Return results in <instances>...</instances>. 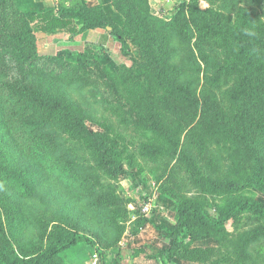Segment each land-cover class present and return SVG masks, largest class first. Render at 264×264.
<instances>
[{"label":"trees","instance_id":"trees-1","mask_svg":"<svg viewBox=\"0 0 264 264\" xmlns=\"http://www.w3.org/2000/svg\"><path fill=\"white\" fill-rule=\"evenodd\" d=\"M8 1L0 0V195L45 196L49 181L72 187L73 183H65L58 172L68 173L69 180L75 181L78 174L74 158L80 150L92 154L95 164L116 176L122 170V160L131 163L133 153L111 139L108 129L89 130L85 120L94 118L89 93L95 89L103 93L110 87L119 101L128 104L119 84L132 82L141 104L149 110L145 113L150 119L146 127L174 134L171 151L178 154V162L188 156L199 166L205 163L203 158L206 163L217 160L220 151L213 147V141L203 142L205 133L221 138L217 140L219 146L234 142L240 151L239 164L230 162L224 177L213 185L228 194L225 203L215 214L199 202L182 203L178 221L164 236L167 246L159 251L160 264H180L181 234L190 231L192 237L193 224L212 232L228 221L247 216L261 221L257 232H264V201L245 194L250 190L264 194V0H216L222 6L204 10L198 0L184 1L176 8L181 14L184 10L189 14L180 20L153 13L149 0H112V5L102 2L96 6L77 0L79 5L61 3L48 9L37 28L29 22L30 17L43 12L28 8L10 11L5 6ZM105 5L113 6L140 32L141 57L127 51L128 39L113 23ZM54 27L71 33L70 38L93 29L103 32L98 43H87L83 51L61 49L53 56H39L36 31ZM111 35L132 61L130 69L116 70L118 76L105 70L103 58L95 49L103 47ZM197 44L204 45L208 55L198 56ZM186 61L203 70V75L185 68ZM196 84L203 85L199 89ZM168 115L176 117L169 123L178 125L177 133L160 122ZM184 131L189 140L180 151L179 136ZM74 134L82 136L83 146L78 145L79 138ZM196 138L198 141L193 142ZM139 149L151 152L152 147L143 143ZM83 197L75 193L70 206L78 207ZM12 209L23 212V204L16 201ZM83 241L94 247L99 264H107L105 250L96 239L77 231L59 235L48 247L27 257L0 249V264H52Z\"/></svg>","mask_w":264,"mask_h":264},{"label":"rangeland","instance_id":"rangeland-1","mask_svg":"<svg viewBox=\"0 0 264 264\" xmlns=\"http://www.w3.org/2000/svg\"><path fill=\"white\" fill-rule=\"evenodd\" d=\"M61 3L75 6L78 1L9 0L5 6H8L10 11L17 9L22 12L23 8H28L43 12L39 16L30 17L29 22L37 28L36 25L42 24L46 19V11L55 9ZM126 5L131 9L130 4ZM105 6L108 7V12L112 13L113 23L119 26L128 39L130 49L127 51L138 58L141 57L140 32L138 33L136 29L128 25L129 23H126L125 19L111 6ZM198 6L204 10L210 6H222V3L216 0H198ZM178 11L175 5L174 9L167 10L168 15L161 14L160 16L167 20L171 18L180 20L181 16L186 15L187 17L189 14L188 10H184L182 14ZM72 30L75 32L77 28L74 27ZM70 35L72 34L65 32L61 27H54L50 31L37 30L39 56H53L59 50L64 49L61 48L64 44L60 41ZM73 36H78L79 41H70L69 45L72 50L83 51L87 48V43L84 46L85 37L94 39L96 35H88L84 32ZM194 42L195 38L191 44L193 45ZM194 47L198 56L208 55L204 50V45L197 44ZM200 47L203 50L200 51ZM95 49L103 58L105 70L111 71L115 76H118L116 70H120V67L130 69L132 66L130 57L122 53L121 43L113 35H111V43L103 47L99 45ZM201 64V69H204L203 61ZM183 66L188 70H198L197 75H203L201 73L203 70L199 71L198 66L190 62L186 61ZM189 74L190 72L187 71L186 75ZM202 85L196 84L197 87L200 86L199 89ZM119 87V92L125 96L128 104L119 101L118 96L110 87L105 91L101 90L103 93L95 89L89 93L94 103L92 105L94 118L85 121L91 131L105 132L104 130L108 129V136L111 139L118 143L120 141L121 146H126L133 153L131 163L130 160L123 159L122 170L113 176L101 165L95 164L92 154L80 150L77 152L78 157L74 158L77 179L70 181L67 177L68 173L58 172L64 178L65 183H73L72 187L57 186L49 181V184L45 186L47 191L45 196H34L30 193L20 198L12 194L0 195V249L27 257L41 247H48L59 235L77 231L96 239L105 250L107 264H160L159 251L167 246L165 242L160 246V240L164 239L167 230L178 221V209L182 203L199 202L211 214H215L216 210L225 203L228 194L223 189H215L213 185L217 179L224 177L225 169L230 162L234 165L239 164L240 151L237 145L230 141L226 146H219L217 140L221 138L205 133L202 134L203 142L212 143L213 141V147L220 151L218 157L221 158L220 162L217 158L215 161L206 163V159L203 158L205 163L199 166L194 164L192 156L178 162V154L171 151L174 134L170 132L162 134L146 127L145 122H150V119L145 113L149 110L141 104L133 83L119 84ZM223 103L226 104L224 100ZM164 117L168 121H164L162 119ZM174 119L176 117L171 119L168 115L159 120L162 125H168L164 127L165 129L169 128V131L177 133L178 125L174 122L169 123ZM200 131H204V128L201 127ZM186 134L187 132L184 131L179 136L180 151L188 145L189 138ZM197 134L200 135V133ZM74 136L79 138L78 145L83 146L85 141L81 139L82 136L79 137L77 134ZM192 141L197 142L198 139ZM143 143L147 147H152L151 152L139 149ZM159 147L165 150H160ZM119 149L122 148L119 147ZM121 153L125 155L122 150ZM207 156L209 155L206 154ZM88 169H92L91 172H88ZM75 193L84 196V199L78 202V207L70 206L71 196ZM245 194L264 201V194L256 190H250ZM147 200H150L152 209L144 212L143 205ZM16 201L17 204H23V212L12 209ZM171 213L173 218L169 217ZM164 216L175 222L164 224L159 220ZM148 222H152L156 227V231H152L151 242L139 243L140 246H135L132 242L133 236L141 230L145 231L143 226ZM260 224L261 221L247 216L228 221L222 227L211 229L212 232L202 225L193 224L191 226L192 237L189 236L190 231H184L181 234L182 245L177 262L180 264H264V232H257ZM147 234H151V229ZM207 234L209 237H204ZM144 246L155 248L145 251ZM249 252L251 254H248ZM251 256L254 257L253 260ZM99 259L94 247L83 241L64 252L52 264H98Z\"/></svg>","mask_w":264,"mask_h":264},{"label":"crops","instance_id":"crops-1","mask_svg":"<svg viewBox=\"0 0 264 264\" xmlns=\"http://www.w3.org/2000/svg\"><path fill=\"white\" fill-rule=\"evenodd\" d=\"M149 1H150L151 10H152L153 13H155L157 15H161V14L162 15H168L167 10L174 9V6L175 5L177 6L179 3L184 2V1H187V0H149ZM84 2L88 6H96V5L101 4L102 2H103V4L104 3H107V2H110V4L112 5V0H84ZM115 11H116V9H115ZM102 32H103L102 29H95V30L93 29V30H89V31L85 32L88 35L89 34H91V35L92 34H95L96 36L94 38L95 40L94 39H90V38H88V36H86L85 39H84V41H85L84 46H86V43H98V39L100 38V35L102 34ZM78 38H79L78 36H76L74 38H70V37L65 36L64 37V40L65 41L64 40L60 41V43H63L64 44L63 46H61V48L72 50L71 45H69L70 44V41L71 40H73V41L75 40L77 42V41H79ZM80 39L82 40V37ZM109 43H111V36L109 37L107 43L105 45H103V46H106ZM169 217L170 218H173L172 213H171V215ZM169 217H167V218H169ZM167 218L164 216L162 218L160 217L159 220L162 221L164 224H167L168 222H170L169 224H173L175 222V221H170ZM153 220H155V218H153ZM155 222H157V221L155 220ZM153 223H154V221H153ZM153 223L152 222L146 223V225L143 226V229H145V231H142L141 230L142 232L140 231V233H138L135 236H133L132 242H133V244H135V246H140V244H146V243H150L151 242V239L153 237L152 236V231H156L155 230L156 227L154 225L155 223L154 224ZM150 229H151V234L149 235L147 233H148V231H150ZM160 242H161L160 243V246H162V244L164 242V239H161ZM153 248H155V247L144 246L143 249L145 251H149V250H152ZM159 248H161V247H159ZM140 262H142V261H140Z\"/></svg>","mask_w":264,"mask_h":264},{"label":"built area","instance_id":"built-area-1","mask_svg":"<svg viewBox=\"0 0 264 264\" xmlns=\"http://www.w3.org/2000/svg\"><path fill=\"white\" fill-rule=\"evenodd\" d=\"M151 209H152V205L150 203V200L145 201V203L143 205V211L148 212V211H151Z\"/></svg>","mask_w":264,"mask_h":264}]
</instances>
